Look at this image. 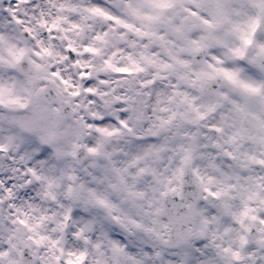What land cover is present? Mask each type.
<instances>
[{"label": "clouds", "instance_id": "1", "mask_svg": "<svg viewBox=\"0 0 264 264\" xmlns=\"http://www.w3.org/2000/svg\"><path fill=\"white\" fill-rule=\"evenodd\" d=\"M0 264H264V0H0Z\"/></svg>", "mask_w": 264, "mask_h": 264}]
</instances>
